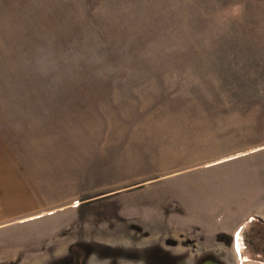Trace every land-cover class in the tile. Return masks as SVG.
Segmentation results:
<instances>
[{
	"label": "rangeland",
	"instance_id": "rangeland-1",
	"mask_svg": "<svg viewBox=\"0 0 264 264\" xmlns=\"http://www.w3.org/2000/svg\"><path fill=\"white\" fill-rule=\"evenodd\" d=\"M264 0H0V264H252Z\"/></svg>",
	"mask_w": 264,
	"mask_h": 264
},
{
	"label": "flooded vegetation",
	"instance_id": "flooded-vegetation-1",
	"mask_svg": "<svg viewBox=\"0 0 264 264\" xmlns=\"http://www.w3.org/2000/svg\"><path fill=\"white\" fill-rule=\"evenodd\" d=\"M263 229L264 221L255 216L248 218L241 224L234 235L236 254L242 256L245 252L250 263L264 264V231H261Z\"/></svg>",
	"mask_w": 264,
	"mask_h": 264
},
{
	"label": "trees",
	"instance_id": "trees-1",
	"mask_svg": "<svg viewBox=\"0 0 264 264\" xmlns=\"http://www.w3.org/2000/svg\"><path fill=\"white\" fill-rule=\"evenodd\" d=\"M261 231H264V229H263V230H261ZM261 231H260V232H261ZM242 257H243V258L245 257V258L249 259L248 255H247L245 252H243V255H242ZM249 261H250V260H249ZM258 261H259V260H258ZM261 261H262V260H261ZM259 262H260V261H259Z\"/></svg>",
	"mask_w": 264,
	"mask_h": 264
}]
</instances>
